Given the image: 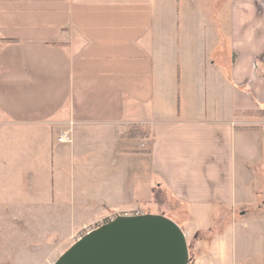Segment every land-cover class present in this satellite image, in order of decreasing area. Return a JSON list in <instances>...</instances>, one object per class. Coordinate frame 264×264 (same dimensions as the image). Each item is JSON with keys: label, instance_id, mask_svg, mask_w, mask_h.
I'll list each match as a JSON object with an SVG mask.
<instances>
[{"label": "crops", "instance_id": "obj_1", "mask_svg": "<svg viewBox=\"0 0 264 264\" xmlns=\"http://www.w3.org/2000/svg\"><path fill=\"white\" fill-rule=\"evenodd\" d=\"M212 2L0 0V124L69 132L51 163L101 172L86 207L133 209L155 180L211 237L194 264H264V0Z\"/></svg>", "mask_w": 264, "mask_h": 264}, {"label": "rangeland", "instance_id": "obj_2", "mask_svg": "<svg viewBox=\"0 0 264 264\" xmlns=\"http://www.w3.org/2000/svg\"><path fill=\"white\" fill-rule=\"evenodd\" d=\"M209 1L213 6V0ZM227 1L216 0L219 8ZM228 52L226 44L219 45L220 56H229ZM9 127L6 130L0 124V264H55L89 232L117 216L134 214L136 208L140 214H162L177 222L185 233L190 261L194 260L196 243L201 237L190 235L184 225L189 220L188 209L161 188H154L152 197L155 180L143 186L140 182L138 196H134L136 189L127 190L136 204L133 209L119 212L96 203L86 207L87 204L78 202L84 191L89 190L82 185L83 180L101 172L72 173L66 164L52 166L50 146L54 150L57 145L65 146L58 141L56 133L50 139L43 133L39 137L26 133L18 138L14 135L17 129ZM72 197L77 203H72ZM231 224L228 222L225 226Z\"/></svg>", "mask_w": 264, "mask_h": 264}, {"label": "water", "instance_id": "obj_3", "mask_svg": "<svg viewBox=\"0 0 264 264\" xmlns=\"http://www.w3.org/2000/svg\"><path fill=\"white\" fill-rule=\"evenodd\" d=\"M181 227L164 215L117 216L89 232L55 264H190Z\"/></svg>", "mask_w": 264, "mask_h": 264}, {"label": "trees", "instance_id": "obj_4", "mask_svg": "<svg viewBox=\"0 0 264 264\" xmlns=\"http://www.w3.org/2000/svg\"><path fill=\"white\" fill-rule=\"evenodd\" d=\"M263 111L261 112H256L257 114H260L262 113ZM248 116H253L255 115V113L253 112H249L247 113ZM150 129L149 128H145V127H142V126H131L128 131L126 132L125 134V138H128V139H139V138H148L150 136ZM182 229V228H181ZM197 237H203V239H206L207 241H210V235L209 233H199L197 235ZM199 238V239H201ZM190 264H194V260L190 262Z\"/></svg>", "mask_w": 264, "mask_h": 264}, {"label": "built area", "instance_id": "obj_5", "mask_svg": "<svg viewBox=\"0 0 264 264\" xmlns=\"http://www.w3.org/2000/svg\"><path fill=\"white\" fill-rule=\"evenodd\" d=\"M58 141L62 144H69L72 142V139L70 138L69 136V132H65V133H62L61 134V137L58 139ZM134 214H129V213H126L125 215L123 216H138V215H143V214H140L138 208H136L134 211Z\"/></svg>", "mask_w": 264, "mask_h": 264}]
</instances>
